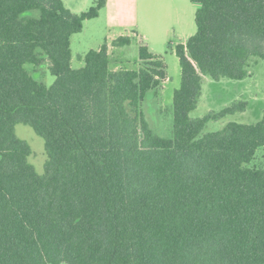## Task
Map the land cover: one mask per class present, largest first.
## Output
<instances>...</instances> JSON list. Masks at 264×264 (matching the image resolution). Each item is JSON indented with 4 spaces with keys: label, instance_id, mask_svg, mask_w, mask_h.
<instances>
[{
    "label": "trees",
    "instance_id": "trees-1",
    "mask_svg": "<svg viewBox=\"0 0 264 264\" xmlns=\"http://www.w3.org/2000/svg\"><path fill=\"white\" fill-rule=\"evenodd\" d=\"M188 1L196 32L175 47L173 131L161 138L142 103L167 78L162 59L140 46L137 70L113 69L104 44L71 66L72 35L107 0L81 14L0 0V264H264V165L250 166L264 118L203 134L248 103L190 117L204 78L243 81L264 61V0ZM27 64H46L52 85ZM18 124L44 140L42 175Z\"/></svg>",
    "mask_w": 264,
    "mask_h": 264
},
{
    "label": "rangeland",
    "instance_id": "rangeland-1",
    "mask_svg": "<svg viewBox=\"0 0 264 264\" xmlns=\"http://www.w3.org/2000/svg\"><path fill=\"white\" fill-rule=\"evenodd\" d=\"M96 0H62L74 14L86 12ZM198 6L188 0H107L97 18L84 22L81 32L70 39L71 66L84 65L83 56L89 50L107 45L110 65L113 69L137 70L140 46L162 59L167 78L153 91H149L142 103L145 120L151 131L161 138H171L173 131L172 97L180 85V68L175 47L195 34V13ZM120 37L129 38L127 46L114 47ZM141 64V63H140ZM25 69L46 86L54 77L47 65L39 68L25 65ZM235 101H246L245 111L226 115L206 124L203 134L223 130L230 123L255 124L264 118V61L253 60L250 77L243 81L203 79L197 107L190 113L193 119L210 113H219ZM18 138L25 141L31 154L28 162L38 175L44 174L47 160L44 140L27 125L15 126ZM264 165V147L257 150L250 166Z\"/></svg>",
    "mask_w": 264,
    "mask_h": 264
},
{
    "label": "crops",
    "instance_id": "crops-1",
    "mask_svg": "<svg viewBox=\"0 0 264 264\" xmlns=\"http://www.w3.org/2000/svg\"><path fill=\"white\" fill-rule=\"evenodd\" d=\"M117 69V68H116Z\"/></svg>",
    "mask_w": 264,
    "mask_h": 264
}]
</instances>
